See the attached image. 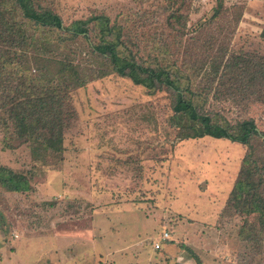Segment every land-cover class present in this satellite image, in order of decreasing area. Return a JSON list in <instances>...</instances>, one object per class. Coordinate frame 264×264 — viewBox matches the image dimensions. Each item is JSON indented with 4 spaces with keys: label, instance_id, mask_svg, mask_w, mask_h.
<instances>
[{
    "label": "rangeland",
    "instance_id": "obj_1",
    "mask_svg": "<svg viewBox=\"0 0 264 264\" xmlns=\"http://www.w3.org/2000/svg\"><path fill=\"white\" fill-rule=\"evenodd\" d=\"M39 2L67 28L108 19L140 64L179 74L180 87L191 77L203 112L223 125L253 120L259 135L249 145L180 140L173 93L150 91L116 73L72 90L75 117L65 152L34 154L0 127V166L32 178L28 192L0 186V264H264V215L238 212L230 201L250 152L264 169V87L254 94L251 71L223 86L225 75L220 69L216 76L214 64L222 48L228 51L223 65L230 57L264 61V0H222L217 19L219 0ZM93 26L94 43L100 27ZM69 46L39 49L45 58L85 63V40ZM11 52L0 45L6 62L0 83L13 70ZM28 52L27 75L37 67ZM86 65L99 66L92 57ZM10 91L0 85V117L8 116L3 106Z\"/></svg>",
    "mask_w": 264,
    "mask_h": 264
},
{
    "label": "trees",
    "instance_id": "obj_2",
    "mask_svg": "<svg viewBox=\"0 0 264 264\" xmlns=\"http://www.w3.org/2000/svg\"><path fill=\"white\" fill-rule=\"evenodd\" d=\"M218 5L220 7L216 8L212 19L219 17L223 9L222 0H219ZM107 22L108 19L92 17L76 21L67 28L61 16L43 7L39 0H0V45L14 50L9 58L13 70L0 83L4 89L7 87V91H13L12 94L7 92L6 95H12L11 99L4 100L6 103L3 107L7 109L8 116L0 117V127H5L8 134L5 138H11L19 145L29 144L34 154L43 150L65 152V132L75 117L71 106V91L83 88L111 73L129 78L135 85L153 92L164 89L172 92L180 140L211 137L249 145L251 138L259 135L253 120L239 122L236 126L223 125L212 115L203 112L198 104L201 93L193 86L194 80L191 77L180 87L174 78L179 74L160 66L140 64L124 49L125 44L120 35L108 28ZM93 24L100 27L96 35L97 41L94 43L91 40ZM79 38H83L89 47L85 63H75L70 56L63 60L56 59L60 56L54 54L51 57L56 58H45L39 49V46H42L44 50L54 53V48L56 50L70 47L69 45ZM28 51H31V58L37 64L35 73L31 72L29 75L27 74L30 68L28 71L22 67L23 61L27 62L29 59ZM217 52L220 62L214 60L216 76L222 69L221 75H225L223 86L227 87L228 81L236 85L235 81L241 75L251 71L250 85L256 87L254 94L260 87H264V61L230 57L223 65L228 51L222 48ZM72 53L76 54V51ZM91 57L97 65L99 64L97 68L86 65ZM0 65L6 66L1 57ZM105 66L108 69L111 67V72H108ZM237 66H242L239 75H236L240 73ZM16 79L18 83L13 84ZM253 156V152H250L244 159L241 178L236 183L230 201L238 212L258 215L261 218L264 215V169H258V163ZM31 179L28 173H17L0 166V186L7 192L30 191ZM260 224L264 225V221H260ZM248 235L250 239L251 232H248Z\"/></svg>",
    "mask_w": 264,
    "mask_h": 264
},
{
    "label": "built area",
    "instance_id": "obj_3",
    "mask_svg": "<svg viewBox=\"0 0 264 264\" xmlns=\"http://www.w3.org/2000/svg\"><path fill=\"white\" fill-rule=\"evenodd\" d=\"M166 235H168V233H166ZM165 240H166V238L164 239V241H165ZM156 246H157V247H156L157 249H161V245L157 244Z\"/></svg>",
    "mask_w": 264,
    "mask_h": 264
}]
</instances>
